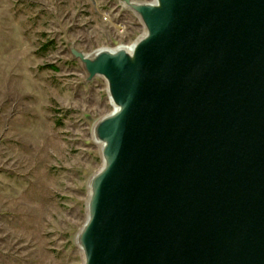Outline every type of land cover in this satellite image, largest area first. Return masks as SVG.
I'll use <instances>...</instances> for the list:
<instances>
[{
    "label": "water",
    "instance_id": "1",
    "mask_svg": "<svg viewBox=\"0 0 264 264\" xmlns=\"http://www.w3.org/2000/svg\"><path fill=\"white\" fill-rule=\"evenodd\" d=\"M131 50L70 46L116 108L76 235L82 264H264V0H122Z\"/></svg>",
    "mask_w": 264,
    "mask_h": 264
},
{
    "label": "rangeland",
    "instance_id": "2",
    "mask_svg": "<svg viewBox=\"0 0 264 264\" xmlns=\"http://www.w3.org/2000/svg\"><path fill=\"white\" fill-rule=\"evenodd\" d=\"M143 30L122 0H0V264H82L76 235L102 166L92 129L114 107L70 46L129 45Z\"/></svg>",
    "mask_w": 264,
    "mask_h": 264
},
{
    "label": "bare ground",
    "instance_id": "3",
    "mask_svg": "<svg viewBox=\"0 0 264 264\" xmlns=\"http://www.w3.org/2000/svg\"><path fill=\"white\" fill-rule=\"evenodd\" d=\"M138 19L140 20L139 17H138ZM144 34H145V29L143 30V33H142L141 36H143ZM141 36H140V37H141ZM138 39H139V38H138ZM138 39H137V40H138ZM137 40H136V41H137ZM136 41H134L132 44H129V45H119V46H117V47H115V48H107V47L98 48V49H96L95 51H92V52L87 53V54H85V55H93V54H95L97 51H99V50H101V49L116 50V49H118V48H124V49H126V50L129 51V50H131V49L133 48L134 43H135ZM113 107H114V109L116 108L115 105H113ZM114 109H113V110H114ZM91 137H92V139L96 142V144L98 145L99 150L101 151V148H102V146H103V143H102L101 141H99V140L96 139L95 134H94V127H93V129H92ZM88 196H89V188H88V192H87L86 203H87Z\"/></svg>",
    "mask_w": 264,
    "mask_h": 264
}]
</instances>
